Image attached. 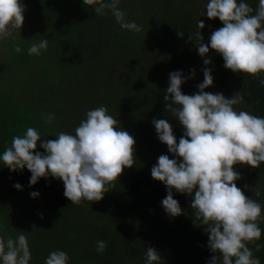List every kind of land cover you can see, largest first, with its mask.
<instances>
[{"label":"trees","instance_id":"16d2710c","mask_svg":"<svg viewBox=\"0 0 264 264\" xmlns=\"http://www.w3.org/2000/svg\"><path fill=\"white\" fill-rule=\"evenodd\" d=\"M23 2L22 29L15 39L5 40L6 52H0V70H6L0 73V152L28 127L38 129L41 141L56 139L61 121L74 127L63 132L74 133L86 112L100 105L136 140L134 165L124 168L103 199L82 200L79 205L64 196L62 180L41 177L30 186L31 172L26 167L12 171L0 165V182L4 176L11 184L2 209L22 221L32 253L30 264H44L56 249L68 253V264H145L149 246L160 252V264H207L214 253L207 246L204 226L194 223V196L174 190L183 209L178 216L170 217L162 207L167 187L152 178L151 168L161 154L175 156L158 139L152 121L168 120L179 142L183 125L165 107L169 73L183 70L188 78L181 89L191 95L199 91L204 67L211 68L214 77L205 91L222 92L228 98L240 91L244 101L234 108L264 117L261 77L227 69L223 57L211 48L212 62L204 65L195 39H189L198 31L199 19L205 22L200 30L205 43L223 22L207 17L206 12L201 16L207 0H121L119 7L126 18L142 26L139 33L121 29L110 11L96 15L82 0ZM246 2L253 9L258 4V0ZM43 38L50 41L48 48L29 55L28 47ZM16 44L21 46L19 53L14 50ZM26 69L44 72L42 80L32 79L35 73L31 72L30 84L23 87ZM45 113H54L55 119L46 123ZM36 151H46L39 141ZM234 168L241 173L237 186L264 206V163ZM17 182L22 189L14 187ZM34 190L39 191L38 197L30 196ZM259 226L264 230V220ZM99 240L107 243L103 253L96 251ZM256 244L261 245L258 250ZM248 247L264 264V231Z\"/></svg>","mask_w":264,"mask_h":264},{"label":"clouds","instance_id":"9594fccd","mask_svg":"<svg viewBox=\"0 0 264 264\" xmlns=\"http://www.w3.org/2000/svg\"><path fill=\"white\" fill-rule=\"evenodd\" d=\"M91 6L96 15L109 11L121 29L139 33L142 26L128 20L119 7L121 0H82ZM26 5L23 0H0V42L15 39L24 24ZM219 18L223 26L212 32L207 43L201 34L205 27L197 21L198 31L191 33L203 64L209 65V48L220 54L224 67L236 73L260 76L264 87V0H258L253 9L246 0H207L201 16ZM180 36L184 33L179 32ZM43 38L28 47L29 55H39L49 46ZM19 53V44L14 47ZM204 79L198 83V92L185 94L181 85L188 77L183 70L169 73L165 107L171 110L183 125V135L177 142L173 126L166 119H153L158 139L168 146L170 153L161 154L151 168V176L167 187V195L161 201L164 211L175 217L183 212L174 198V190L193 195L191 208L195 224L204 226L208 235L207 246L214 253L207 264H260L253 255L249 242L260 240L262 230L259 221L264 220V206L245 195L236 181L241 173L234 165L245 164L254 168L264 163V117L245 110L237 111L244 97L237 91L231 98L222 92L205 91L213 85L212 69H202ZM195 75V68L192 69ZM74 133H56V139L41 141V133L28 127L22 135L12 137L11 144L0 152V165L10 170H30L29 185L41 177H53L64 183V196L73 204L82 200L99 201L113 187L125 167L134 165V136L120 127V122L108 108L100 105L89 109ZM46 123L55 119L54 113L42 114ZM38 141L45 152L36 151ZM182 158V159H181ZM14 187L22 189L20 183ZM245 188L248 185H244ZM256 196L259 189L254 187ZM39 191H32L35 198ZM42 215V214H41ZM3 226L0 225V228ZM106 241H97L96 251L103 253ZM261 247L256 244L257 250ZM145 264H160L162 257L154 247H147ZM32 253L23 231L15 238L0 236V264H30ZM68 253L62 249L51 251L44 264H68Z\"/></svg>","mask_w":264,"mask_h":264},{"label":"rangeland","instance_id":"374dc122","mask_svg":"<svg viewBox=\"0 0 264 264\" xmlns=\"http://www.w3.org/2000/svg\"><path fill=\"white\" fill-rule=\"evenodd\" d=\"M7 46H8V44L6 43V41H3V43L0 44V52H6L5 50H6ZM41 62H43V61H41ZM5 71L6 70H0V73L5 72ZM24 72L28 73V74H24L21 77V80H22L21 82L23 84V87L26 86L27 84H30V79H28L29 73H31V72L35 73L33 75L32 79L38 80V81L42 80V75L44 73V72H34L33 69H31V70L26 69ZM5 74H6V72H5ZM70 87H72V86H70ZM60 124L61 125H58V126L60 128H62L61 131H70L74 128V127L71 128V125H69V124H67V125L64 124V122H62V121L60 122ZM61 131L59 130V132H61ZM1 185H5V187L4 186L2 187ZM10 185L11 184L8 183V178L2 176L1 182H0V225H2L3 227L0 228V236H3L5 239H7L9 236L15 238L19 232H21V231L24 232V229L21 227L22 221L20 219H18L16 216L13 217V215H12L13 212L7 213L4 209H2L5 207V204L3 201L9 198L8 191L11 188ZM8 207H10V206H8Z\"/></svg>","mask_w":264,"mask_h":264}]
</instances>
